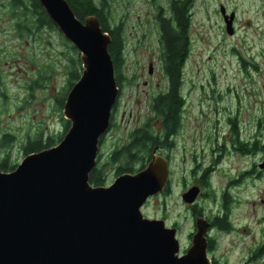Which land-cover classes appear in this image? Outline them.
Wrapping results in <instances>:
<instances>
[{
	"label": "rangeland",
	"instance_id": "374dc122",
	"mask_svg": "<svg viewBox=\"0 0 264 264\" xmlns=\"http://www.w3.org/2000/svg\"><path fill=\"white\" fill-rule=\"evenodd\" d=\"M106 1L112 25L126 16V35L135 38L145 30L151 3ZM222 6L235 14L233 35L227 32ZM13 12L11 0H0V136H15L12 145L0 148V162L9 152L10 163L19 165L25 158V144L38 131H44L45 136L64 133L66 119L57 99L68 85L69 58L78 55L57 30L22 33ZM133 38L124 49L121 77L125 79L119 86L110 129L100 145L98 162L107 173L106 186L117 178L118 165L110 159L113 152L155 117L147 97L149 86L144 85L150 80L151 60L155 63L152 83L165 87L158 53L152 58L155 42L135 50ZM183 93L187 102L183 127L175 138L176 146L166 151L169 158L161 154L169 161V190L165 195L166 187L150 198L142 208L143 215L177 228L184 254L195 233L192 208L197 206L203 217L213 219L223 210L227 192L235 230L210 231L215 241V248L208 252L212 264L214 260L217 264H264V251L256 256L264 246V170L259 168L264 159V0L196 1ZM65 94L67 97L68 92ZM230 119L237 120L240 139L249 144L250 152L238 151L239 146L233 143ZM151 126L160 129L157 120H152ZM134 168L139 170L140 165ZM209 168L215 200L203 196L206 191L199 181ZM194 187L200 189L197 201L185 203L182 195Z\"/></svg>",
	"mask_w": 264,
	"mask_h": 264
},
{
	"label": "water",
	"instance_id": "95a60500",
	"mask_svg": "<svg viewBox=\"0 0 264 264\" xmlns=\"http://www.w3.org/2000/svg\"><path fill=\"white\" fill-rule=\"evenodd\" d=\"M39 2L79 52L83 70L65 98L71 125L63 140L27 155L12 172L0 167V264H212L207 218L196 217L191 246L181 254L177 228L143 215L169 183V161L158 146L142 170L109 186L90 183L120 94L112 39L97 17L79 20L67 0ZM221 13L233 35L235 14ZM199 193L194 187L182 199L195 204Z\"/></svg>",
	"mask_w": 264,
	"mask_h": 264
},
{
	"label": "trees",
	"instance_id": "16d2710c",
	"mask_svg": "<svg viewBox=\"0 0 264 264\" xmlns=\"http://www.w3.org/2000/svg\"><path fill=\"white\" fill-rule=\"evenodd\" d=\"M70 7L74 11L77 18L84 21L88 16H95L101 23L104 32H107L112 42L109 46V53L112 56L115 66V76L118 86H120L122 77L121 72L125 64L124 49L125 41L122 39V33L119 29H112V24L109 21V5L106 0H100L101 5L97 0H67ZM11 6L16 27L25 31L33 32V29H51L57 30V27L50 20L45 10L40 5L39 0H11ZM182 24L179 29H170L165 36L164 41V53H163V65L166 76L170 81V90L165 95L160 97L155 105L154 113L155 118H149L148 121L138 130L133 132L130 137V142L123 145L121 148H117L111 155V163L117 164L118 168L116 176H120L126 173H136L150 162L155 147H165L166 150L173 149L176 145L173 140L174 136L181 132L183 127V111L186 107V100L183 93L184 87V75L183 71L191 47L187 44V24L184 11V3L180 6ZM61 35V34H60ZM62 36V35H61ZM72 51L78 55V57H70L68 65V85L64 88L63 96L57 99L60 109L64 107L65 92H69L70 88L80 79L82 74V63L80 61V54L73 47L71 43L65 40ZM131 84L132 81H129ZM69 88V89H68ZM68 89V90H67ZM160 119V129L155 131L151 126V121ZM232 125V131L234 133L233 143L239 146V150L242 153H248L249 144L241 141L237 121L230 120ZM64 133L58 136L50 135L45 136L44 131H38L34 137H30L29 141L24 146L25 157L29 154L40 152L42 150L51 148L59 144L66 132L70 128V122L63 120ZM15 136L11 133H4L0 136V148L9 147L12 145ZM102 139L100 145L102 144ZM257 149V143L254 145ZM6 158L0 162V167L4 172H12L18 166L17 164L10 163V154L6 153ZM101 158V155L99 156ZM140 165L139 170L134 168L135 165ZM107 173L100 162L97 167L90 174V183L94 186H105L107 179ZM211 169H206L203 172L202 177L199 179L201 186L206 191L203 196L216 199V191L211 185ZM169 188H166L165 195ZM227 192L223 194V210L216 214L214 218L209 221L212 222L214 228H217L223 232H232L235 227L231 221L230 215V200ZM194 212L203 217L202 209H197V206L193 207ZM215 241L211 242L209 250L215 248ZM264 251L262 246L257 252L256 256H261ZM214 264L217 262L214 260Z\"/></svg>",
	"mask_w": 264,
	"mask_h": 264
},
{
	"label": "flooded vegetation",
	"instance_id": "af4514ba",
	"mask_svg": "<svg viewBox=\"0 0 264 264\" xmlns=\"http://www.w3.org/2000/svg\"><path fill=\"white\" fill-rule=\"evenodd\" d=\"M196 1L197 0H146L145 5H149L151 3L152 13L148 14V23L146 24L145 30H142V33L140 35H137L135 38H133V34H131V36H128L125 34V31H126L125 30L126 29L125 18H126V16H124L122 19H120L119 23H117L116 26L112 25L113 30L114 29L120 30V32L122 33V39L125 41V44L127 43L128 40H131V38H133L134 41L136 40V42L134 44L135 50L138 47H143V45H146V44H148L150 47L151 42H152V44L155 42L156 48H153L154 52H153L152 58H155L154 53H158V55L160 57L159 62H161V64H162V70H163L162 75L164 76L163 78L165 80V85H164L165 87L162 88V87H159V84H157V83L153 84L152 83L151 79L155 75L154 74L155 63L151 60L149 63L150 80L145 81L144 85L147 87L149 86V90L147 92L148 93L147 97L149 98L151 109H152L153 113L155 111L154 108H155L157 100L160 97H162L163 95H165L167 92H169V90H170V81H169L168 77L166 76V73L164 70V65H163V53H164L163 48H164V41H165L164 38L166 36V33L170 29H173V30L179 29L180 25L182 24V19H180L181 18L180 6L182 3H184V11H185V17H186V21H187L186 24H187V30H188V32H187L188 36L186 39H187L188 47H191V27H192V18H193V13H194ZM97 2H98V4L101 5L100 0H97ZM227 13L232 14L233 12L227 11ZM127 20H128V18H127ZM190 53H191V50H190ZM189 59H190V55L186 61L185 68H186V65H187ZM243 62L246 64V62L244 60H243ZM150 68H152V71H150ZM185 68L183 71V75H185ZM124 79L125 78H123L122 80H124ZM121 83H122V81H121ZM153 85H155V86L153 87ZM120 86H122V84H120ZM184 97L186 100V96H184ZM154 115H155V113H154ZM153 118H155V117H153ZM156 120L159 121V123L161 122L160 119H156ZM230 128H232L231 121H230ZM178 135L174 136V138H173L174 142H175V138ZM103 139L104 138L102 137V140ZM166 151H168V150H166L165 147L159 146L158 153L160 155L165 154V156L167 158H169V156L166 154ZM238 151H240L239 147H238ZM258 174L260 175L261 171ZM193 216L195 217V219H196V217H198V215L194 212V210H193ZM210 223L212 225V222H210ZM213 229H215V228L212 225L211 230H213ZM193 235H192V237H193ZM208 239H209V247H210L211 242L214 240H212L210 238V236H208Z\"/></svg>",
	"mask_w": 264,
	"mask_h": 264
}]
</instances>
